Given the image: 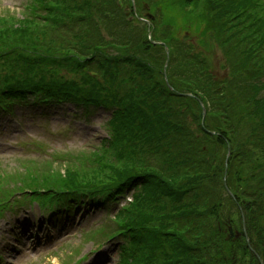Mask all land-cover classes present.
Returning a JSON list of instances; mask_svg holds the SVG:
<instances>
[{
  "label": "trees",
  "instance_id": "trees-1",
  "mask_svg": "<svg viewBox=\"0 0 264 264\" xmlns=\"http://www.w3.org/2000/svg\"><path fill=\"white\" fill-rule=\"evenodd\" d=\"M87 1L91 6L95 0ZM196 1L202 3V0ZM206 3L208 9L219 16L218 19L228 22L238 20L243 15L250 19L253 17V10H257V3H254V0H206ZM56 6V3L49 4L43 6V9L46 12L51 9L53 11ZM97 12L99 15L103 12L99 4ZM42 13L35 8L20 20L12 16H4L1 18L0 26L6 27L3 30L5 32L0 33V46H10L17 43L20 38L27 43L26 34L34 33L28 49L32 55L28 56L26 61L36 67L46 64V57L43 54L48 55L49 52H54L55 48L66 50L70 46L69 43L59 44L55 36L57 31L51 28L54 27L52 25L54 21L45 19ZM242 22L239 21L240 25L236 27H244L245 22ZM115 31L118 32L117 38H122V31L117 29ZM125 32L129 34L128 31ZM169 44L170 53L188 48L173 41ZM84 51L96 58L104 55L98 46L89 45ZM123 53L127 51L123 50ZM129 55L136 56L132 53ZM245 59L239 61H244L243 63L246 64L247 59ZM98 60L94 62H99ZM149 60L153 58L146 53L145 58L134 60L135 65L137 61L142 62L141 66L137 65V70L143 71L141 77L146 76L150 71ZM187 62L199 64L196 68L182 70L179 74L172 75V83L178 90H185L189 86L191 90H197V84L200 82L206 87L221 89L222 96L220 93L209 94L211 88H207L209 92L204 93L203 97L205 101L209 100L220 107L221 131L224 138L220 148L221 154L210 153L211 143L218 145L217 141H209L202 129L201 132H197L186 127L179 119V114L166 107L169 99H176L169 94L166 87L164 89L166 93L152 88H146V92L142 88L141 91L144 93L134 96L131 92V110L125 115L123 111L121 114L128 121L127 130L136 135L135 144L142 146L153 141V148H158V154L160 148H166L167 151L169 148L176 155L173 164L168 163L162 167H158L155 163L138 164L144 172L153 175L148 177L145 173V182L149 183L148 179L155 181L153 185L151 183L152 186L148 189L145 198L149 199L150 203L163 201L166 198L174 202L170 207V213L159 212L165 209L166 203H162L161 206H152L156 215H146L141 211L142 202L135 200L131 207L126 208L128 213L124 216V225L134 232L131 235L133 248L141 247V256L148 254L142 264H150V262L153 264H260L253 250L264 261V96L258 93L259 86H264V83L256 78L255 74H250L251 70L247 67L237 73L241 67L238 61H234L231 65L232 69L223 78H219L220 80L205 72L204 66L200 64L202 61L199 62L196 56L188 57ZM129 63L127 61V64ZM156 83L165 84L162 75ZM154 86L159 89L158 85ZM227 89L233 93L235 90L244 91L246 101L255 105L250 126L244 131L237 130L232 135L227 127L230 114L227 112V107L222 105L223 102L230 104ZM129 95L130 93L126 94L128 97ZM161 103L167 109L160 107ZM182 109L185 112V109ZM195 117L198 119V114ZM180 134L183 136L176 139ZM229 148L231 156L226 165V153ZM248 157L255 158V163L248 162ZM225 167L228 168L227 185L232 190L235 200L228 195L224 185ZM136 169L137 167L133 166L124 171L118 177L119 183L133 181L135 175L132 173ZM106 191V189L102 190L103 193ZM238 203L244 206L247 213L249 241L253 250L244 235L232 241L226 240L225 231L229 225H240L237 221L240 219ZM155 219L158 220L152 223ZM147 224H150L148 231L142 230L140 233ZM138 262L135 257L129 261L130 264H138Z\"/></svg>",
  "mask_w": 264,
  "mask_h": 264
},
{
  "label": "rangeland",
  "instance_id": "rangeland-1",
  "mask_svg": "<svg viewBox=\"0 0 264 264\" xmlns=\"http://www.w3.org/2000/svg\"><path fill=\"white\" fill-rule=\"evenodd\" d=\"M27 0H0V17L2 16H8L7 14H11V16H15L16 14H23L22 8L26 7L25 3ZM140 2H149L150 0H139ZM160 1V0H155ZM264 2V0H263ZM201 3V5H203ZM154 6V0H152V8ZM162 11L160 12L158 9L153 8V11L155 12V18L152 19V23L154 27H157L159 29V36H163V32H166L165 36H168L170 31H173L175 34H180L181 36L185 33L186 29H189L194 35V41L191 37H188L192 40V44L186 48L184 51H179L183 53L184 59L186 55H189V53H192L191 48H196L195 54L198 58V61H202L201 64L205 68L208 67V64L212 66V68L217 71L218 73H222L223 69V60H228V67L227 71L231 70L230 64L233 62L234 57L227 53L226 43L223 42L226 38H228V34L226 31L221 29V27H217L218 24L213 19H207L199 25L200 22H193L190 27V24H188L186 21H184L180 16L176 13L169 11L163 13V7H161ZM165 14H169L172 16L169 21L171 22V26L167 27L165 25ZM17 17V16H16ZM197 19H201L197 18ZM264 19V18H262ZM20 20V19H18ZM249 20V21H246ZM246 21V22H245ZM254 21L253 19H245L244 22L249 27L247 28L248 31L251 32V27H255L254 34H250L248 39L252 40L251 44H255L254 46L250 45L246 41H242L245 43L248 47L246 59L248 61L249 67H247L248 70H251L250 74H257V72L254 69L253 61L259 62V57L261 55V51H264V45L260 44V47L258 46V43L260 40L264 39V27L256 26V24L251 25V22ZM164 22V25H161V23ZM256 23V22H255ZM148 24V23H147ZM147 24H141L138 29V37L140 38L139 42L136 41L132 45H130V51H128L129 54H134L136 56H130L131 62L129 64H126L123 72L121 73L122 76L117 75L119 73L112 71L113 78H103L101 80V83L108 84L104 87V92L106 95L111 98L114 102H119L120 100L123 102V94L128 91V88H126V85H129L132 88L137 89V86H132L135 82H124L123 77L126 75H129L132 71V64L134 60H139L142 58H145V53L152 55L154 58L158 60V66L159 70L163 69L165 66V59L161 57L162 51L159 47H145L148 42H146V38H148V27H152ZM100 27H103L100 25ZM164 27V28H162ZM200 27V29H199ZM6 27H0V33H4L3 31ZM166 29V30H165ZM199 29V30H198ZM198 30V32H197ZM220 31L222 32L220 34ZM253 33V32H252ZM198 36V37H197ZM261 36V39H260ZM28 38V42L25 43V40L20 38L18 39L17 43H14L10 46L0 47V70L2 68L5 69L4 73L6 74L7 70L9 68L8 62L7 65H3L2 61L11 55H15L17 53V50L24 52V49H28L31 44V38H34V33H27L26 36ZM67 38V37H64ZM59 44H66V41L59 40ZM129 45V44H127ZM78 47L77 40L70 42V47ZM18 48L11 50L13 48ZM69 47V48H70ZM247 47L244 44H240V46H237V50L243 51L244 48L247 49ZM251 48H254L255 50H252ZM68 49V48H67ZM250 49V50H249ZM60 50L55 48L54 54L56 55V59L59 61H64L67 63H71L73 60H75L76 56L78 54H75V51L70 50ZM236 51H232L231 53L235 56ZM254 51H256L257 55L254 56ZM64 52V53H63ZM243 53V52H242ZM260 53V54H258ZM204 56L208 58V62L206 59H204ZM232 56V57H231ZM254 57V58H253ZM82 59V58H81ZM9 60V59H7ZM6 60V61H7ZM83 60V59H82ZM183 58L179 55H175L173 58L171 56L169 65L166 66L167 72L172 69L176 72H178L179 68L182 67V61ZM75 63H81L80 60L75 61ZM124 60H119L117 63H112V66L115 67H122L124 66ZM53 67V71L49 72L50 74L55 73L58 79H60L61 76L68 77L69 79H76L73 74L78 73L75 71H70L71 64H68L67 66L61 65V67H57L56 65L51 64ZM134 67V66H133ZM244 67H241L238 69L237 73H240ZM13 69V68H11ZM16 71H19L17 68H14ZM79 74V73H78ZM207 76V74H204ZM89 85H92V83H88ZM130 89V88H129ZM219 90H216L215 93H218ZM235 93L240 94L241 91L235 90ZM239 99V104L236 105L237 107H245L246 103L241 100L240 97H236ZM191 108L195 111L201 112L200 107H195L194 105L191 106ZM213 112L206 116L204 118V124L205 125H217L218 123V117L220 115L219 110L212 108ZM201 114V113H200ZM105 114L99 112L96 114V116L92 117V121L89 124L81 123L78 124L72 131H67L65 128H62L58 131H52L50 128L44 127V126H38V125H32L31 123L27 122V120H21L20 124L17 122H12L11 124L14 126V135L11 138L12 140H17V148L15 151L8 153L6 156L0 157V173H10V174H19L20 170L22 169L23 165L21 163L19 158H12L9 159L8 157H19V156H30L32 155L33 151L35 150L33 147V143L35 142V138L32 137V134H35L38 136L40 141L46 142L48 148H51L50 155L52 154V158L57 160L58 152L60 154H71V157L64 162H56L50 160V162H53V165H46L45 169L42 171L41 175L37 178L38 180H46V183L49 184L50 182L54 181L56 177L59 175H64L65 173H69L74 171L79 176L83 174H90L94 170H97L100 166H104L107 171L102 172V174L106 176L115 175L113 172L112 162H115V156L116 158H123L125 164L130 163V149L132 148V141L134 139L135 134H131L130 131H128L126 128H129L128 125H125L121 128V130H114L113 131V138L121 137L120 138V145L118 147H115L114 145L108 149V152L101 151L103 154V158L96 159V153L98 151H94L97 147L100 146V140L106 135L105 134ZM184 119V125L186 127H189L195 131H198V124L200 121L193 118L191 114H189L188 118L183 117ZM197 120V121H195ZM207 124H206V123ZM53 123H57L53 121ZM183 134H180L176 139H179ZM184 139V138H183ZM222 139L224 138H217L212 137L211 141H217L218 145L215 143H211V149L210 153L212 155H219L221 154V145H222ZM116 139H114L115 141ZM112 139L109 141L111 142ZM109 144V143H108ZM108 153V154H107ZM94 157V158H93ZM51 157H49L50 159ZM66 160V158H64ZM87 161V162H86ZM249 162L255 163V158H249ZM174 163V161H172ZM102 163V164H101ZM137 163V155L135 157L134 165ZM31 164V162H30ZM45 164V163H43ZM34 169V168H32ZM55 171V172H54ZM22 177H28L27 175H22ZM8 178L11 179V175L8 176ZM36 179V180H37ZM4 180L3 178H0V181ZM41 185H43L41 182H39ZM11 184L9 181L5 180L4 184H1L0 186H10ZM4 190L0 189V195L1 197L4 196ZM12 196L11 198H13ZM122 198L125 197V195L121 196ZM125 201L124 205H128L129 203ZM31 209H30V208ZM28 208L21 210L19 214H15L13 212H5L3 218L0 219V242L3 241L6 237L9 240H6L5 242H1L0 246V255L4 252L5 248L8 250H11L12 244L14 241L11 239V233H14V237H16L17 241L13 245V251L19 252L21 248V240H29L30 243H32L35 246H39V241H45L47 243L51 242V236H49L48 232L42 231L41 229L35 230L36 237L33 241V238H30L29 235L25 236L23 230L19 231H8L9 223H13V219L18 217H26L27 219L34 220V219H40L42 216L40 209L36 204L33 203L32 207L29 205ZM114 209V208H113ZM16 210V209H15ZM19 210H17L18 212ZM78 213V212H76ZM108 213V214H107ZM111 212L104 210V211H97L94 210L93 212H89L88 214H82L74 218V221H69L66 223L67 225L65 228H62L63 232L61 233L62 236H56L58 229L55 230L53 233L52 238L59 242L61 239V242H64V244L61 246L62 251L60 253L56 254L53 253V246L47 247V248H34L31 254L25 253L24 256L18 255L15 258H18V264H72L74 261L78 260L80 257L82 259V256L86 255L87 252H90V254H94L98 252L100 249L94 248V242L89 241L92 238H88L85 236V233L95 224H97L102 218L107 219V224L110 226H113V220H110ZM102 219V220H103ZM23 220V218H22ZM12 221V222H10ZM20 223V222H19ZM17 223L16 225H18ZM15 225V226H16ZM2 234V236H1ZM107 238H101L100 241L103 243ZM20 241V242H19ZM108 243V242H107ZM115 243H117V246H115ZM118 245L120 248H118ZM5 246V247H4ZM4 247V248H3ZM118 248V249H117ZM37 249V250H36ZM131 243L126 240V243L124 242L123 238L120 237H113L112 243L108 246L107 251H102L101 253L96 256V259H94L95 264H116V261L120 260L117 264H129V257L131 252ZM53 253V254H52ZM122 255V256H121ZM135 256H139L140 254L138 252L134 253ZM11 256V254H10ZM4 257H8L7 254L4 255ZM101 257V258H99ZM5 261V260H3ZM135 264V263H133ZM137 264V263H136ZM142 264V263H141ZM150 264H153V262H150Z\"/></svg>",
  "mask_w": 264,
  "mask_h": 264
}]
</instances>
